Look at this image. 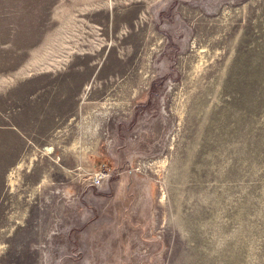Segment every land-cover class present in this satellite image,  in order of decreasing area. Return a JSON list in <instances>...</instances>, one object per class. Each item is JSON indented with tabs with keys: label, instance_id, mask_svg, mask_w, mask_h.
Instances as JSON below:
<instances>
[{
	"label": "rangeland",
	"instance_id": "374dc122",
	"mask_svg": "<svg viewBox=\"0 0 264 264\" xmlns=\"http://www.w3.org/2000/svg\"><path fill=\"white\" fill-rule=\"evenodd\" d=\"M0 264H264V0H0Z\"/></svg>",
	"mask_w": 264,
	"mask_h": 264
},
{
	"label": "built area",
	"instance_id": "2783aa9c",
	"mask_svg": "<svg viewBox=\"0 0 264 264\" xmlns=\"http://www.w3.org/2000/svg\"><path fill=\"white\" fill-rule=\"evenodd\" d=\"M95 181H97L96 174L94 175L92 182H95Z\"/></svg>",
	"mask_w": 264,
	"mask_h": 264
},
{
	"label": "bare ground",
	"instance_id": "6f19581e",
	"mask_svg": "<svg viewBox=\"0 0 264 264\" xmlns=\"http://www.w3.org/2000/svg\"><path fill=\"white\" fill-rule=\"evenodd\" d=\"M13 180V179H12ZM11 181V180H10Z\"/></svg>",
	"mask_w": 264,
	"mask_h": 264
}]
</instances>
